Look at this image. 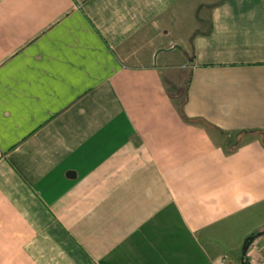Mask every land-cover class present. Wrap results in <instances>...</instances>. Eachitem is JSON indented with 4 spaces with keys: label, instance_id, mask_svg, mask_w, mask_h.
<instances>
[{
    "label": "crops",
    "instance_id": "obj_1",
    "mask_svg": "<svg viewBox=\"0 0 264 264\" xmlns=\"http://www.w3.org/2000/svg\"><path fill=\"white\" fill-rule=\"evenodd\" d=\"M251 237L247 264L264 0H0V264H243Z\"/></svg>",
    "mask_w": 264,
    "mask_h": 264
},
{
    "label": "rangeland",
    "instance_id": "obj_2",
    "mask_svg": "<svg viewBox=\"0 0 264 264\" xmlns=\"http://www.w3.org/2000/svg\"><path fill=\"white\" fill-rule=\"evenodd\" d=\"M168 44V43H167ZM170 47H172V46H174V42H169V44H168ZM182 45H185V44H182ZM185 55L184 54H181V56L179 55V57H178V60L180 61V62H178V63H176L175 64V66L178 68V69H180L183 73H184V70L182 69V67L180 66V65H182V61L183 60H185L186 62H188L189 61V59L188 58H185ZM160 63V62H159ZM160 65H161V63H160ZM173 71L175 72V74L178 76V77H182V79H186V80H188V75H189V71H186L184 74H179V72H178V70L177 69H173ZM162 73H163V75H164V77L166 78V80L168 81V83L170 84V87H171V89L174 91V92H176V91H178V88H181V91L183 90V85H181V84H178L177 82H175L174 80H172L171 78H170V71H169V69H164L163 71H162ZM169 79V80H168ZM185 82V81H184ZM246 246V245H245Z\"/></svg>",
    "mask_w": 264,
    "mask_h": 264
},
{
    "label": "built area",
    "instance_id": "obj_3",
    "mask_svg": "<svg viewBox=\"0 0 264 264\" xmlns=\"http://www.w3.org/2000/svg\"><path fill=\"white\" fill-rule=\"evenodd\" d=\"M257 245L254 243V241H251L249 243V247L247 250V254H249V251H253V250H258L257 249ZM253 264H264V252H260V254L258 255V257L255 259V262H253Z\"/></svg>",
    "mask_w": 264,
    "mask_h": 264
},
{
    "label": "trees",
    "instance_id": "obj_4",
    "mask_svg": "<svg viewBox=\"0 0 264 264\" xmlns=\"http://www.w3.org/2000/svg\"><path fill=\"white\" fill-rule=\"evenodd\" d=\"M180 112H181V113L183 112L182 109L180 110ZM252 239H253V238L251 237V238H249V239L246 241V246L252 241ZM242 263H243V264H247V262H246V258L243 259Z\"/></svg>",
    "mask_w": 264,
    "mask_h": 264
},
{
    "label": "water",
    "instance_id": "obj_5",
    "mask_svg": "<svg viewBox=\"0 0 264 264\" xmlns=\"http://www.w3.org/2000/svg\"><path fill=\"white\" fill-rule=\"evenodd\" d=\"M249 244L244 247L243 249V258L246 256L247 250H248Z\"/></svg>",
    "mask_w": 264,
    "mask_h": 264
}]
</instances>
